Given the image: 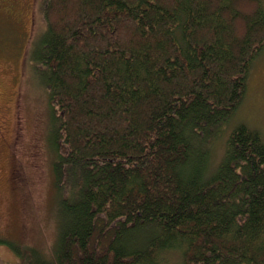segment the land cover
Instances as JSON below:
<instances>
[{
  "label": "trees",
  "instance_id": "trees-1",
  "mask_svg": "<svg viewBox=\"0 0 264 264\" xmlns=\"http://www.w3.org/2000/svg\"><path fill=\"white\" fill-rule=\"evenodd\" d=\"M43 1L57 233L50 257L0 242L19 264H264V140L231 124L260 0Z\"/></svg>",
  "mask_w": 264,
  "mask_h": 264
},
{
  "label": "rangeland",
  "instance_id": "rangeland-1",
  "mask_svg": "<svg viewBox=\"0 0 264 264\" xmlns=\"http://www.w3.org/2000/svg\"><path fill=\"white\" fill-rule=\"evenodd\" d=\"M11 1L0 4V240L50 257L57 228L54 154L46 135L49 105L29 54L46 26L45 2ZM260 2L264 8V0ZM231 124L256 129L264 140V48L252 63L246 93ZM231 124L212 149L213 165ZM1 262L19 264L10 245L2 242Z\"/></svg>",
  "mask_w": 264,
  "mask_h": 264
},
{
  "label": "flooded vegetation",
  "instance_id": "flooded-vegetation-1",
  "mask_svg": "<svg viewBox=\"0 0 264 264\" xmlns=\"http://www.w3.org/2000/svg\"><path fill=\"white\" fill-rule=\"evenodd\" d=\"M4 0H0V4H2V2H3ZM11 1V0H10ZM14 0H12L11 2H13Z\"/></svg>",
  "mask_w": 264,
  "mask_h": 264
}]
</instances>
